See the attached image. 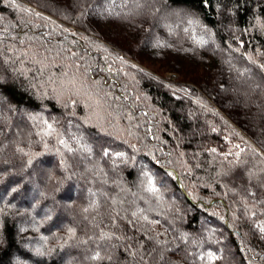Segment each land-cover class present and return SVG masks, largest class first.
I'll list each match as a JSON object with an SVG mask.
<instances>
[{"label": "trees", "instance_id": "1", "mask_svg": "<svg viewBox=\"0 0 264 264\" xmlns=\"http://www.w3.org/2000/svg\"><path fill=\"white\" fill-rule=\"evenodd\" d=\"M258 82L264 0H0V264H264Z\"/></svg>", "mask_w": 264, "mask_h": 264}, {"label": "rangeland", "instance_id": "2", "mask_svg": "<svg viewBox=\"0 0 264 264\" xmlns=\"http://www.w3.org/2000/svg\"><path fill=\"white\" fill-rule=\"evenodd\" d=\"M145 1H148V0H145ZM67 4L68 5H71L72 4V1H68L67 2ZM142 7H144L143 6V3H141V2H137V4H136V6L131 10V11H129L128 12V15H130V14H132L133 13V11L135 10H138V9H141ZM169 16H173V17H175V18H177V20H181V17H183V16H181L180 14H177V13H172V14H170ZM158 31H159V34L160 35H163L166 39H169V35L167 34L168 33V30L166 31L167 33L165 34L164 33V30H163V25L162 24H160L159 25V28H158ZM149 68V67H148ZM150 70H152V68L150 67L149 68ZM166 81H169V82H171V81H175L176 79H177V74H174V73H171V72H168V73H166L165 74V76L163 77ZM255 88L254 89H258V88H263L264 89V84H260L259 82L254 86ZM2 119V123H5V118L4 117H2L1 118ZM42 177V176H41ZM102 181L105 183V184H107L108 183V179H107V176L105 175L104 177H103V179H102ZM100 191V194L101 195H104V192L102 191V190H99ZM127 194H125V196H126ZM128 197V196H127ZM127 198H125V200H126ZM5 200H6V198H5ZM135 203V202H134ZM47 211V210H46ZM81 216H80V218L81 219H83V220H87V218H86V216H84V215H82V212H80V210H79V212H78ZM68 218H69V220L70 221H74V222H76V223H78V221H79V219H77V217H76V215L74 214V213H69V215H68ZM26 223H24V224H21V226H23V225H25ZM63 224V223H62ZM65 224V223H64ZM41 226V225H40ZM39 226V227H40ZM68 259V257H66V259L65 260H67ZM87 263H89V262H91V260H90V258H87Z\"/></svg>", "mask_w": 264, "mask_h": 264}]
</instances>
